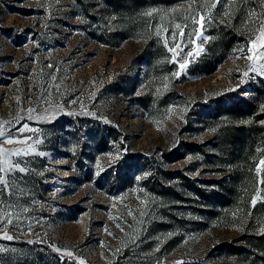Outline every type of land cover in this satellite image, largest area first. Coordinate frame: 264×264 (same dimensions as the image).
<instances>
[{
	"label": "rangeland",
	"instance_id": "obj_1",
	"mask_svg": "<svg viewBox=\"0 0 264 264\" xmlns=\"http://www.w3.org/2000/svg\"><path fill=\"white\" fill-rule=\"evenodd\" d=\"M148 31L203 51L144 115L145 82L117 87ZM261 44L264 0H0V264H264V153L239 161L225 114L255 88L264 127Z\"/></svg>",
	"mask_w": 264,
	"mask_h": 264
},
{
	"label": "trees",
	"instance_id": "obj_2",
	"mask_svg": "<svg viewBox=\"0 0 264 264\" xmlns=\"http://www.w3.org/2000/svg\"><path fill=\"white\" fill-rule=\"evenodd\" d=\"M150 3H161L168 2L172 0H148ZM230 17L229 21L231 20ZM233 22V21H232ZM147 41L141 47V54L138 56L143 63V70L140 74L133 80L131 77L120 76L122 78V83L120 82L117 89L122 93H130L134 88L137 82L144 81L145 88L143 93H139L136 96L138 104L141 109L140 113L144 114L146 111L150 110L151 105L148 103V97L153 85V80L155 75L164 71L167 66L171 67L172 62H169V53L166 50V47L160 38L152 32L146 33ZM226 43L225 49L228 50V45L230 39L224 40ZM209 47V45H208ZM222 47V46H221ZM219 48V47H218ZM224 48V47H223ZM214 50H211L212 53ZM215 52V51H214ZM203 65L207 66L206 73H212L215 70L216 62H203ZM127 82L124 79H127ZM262 92H257L255 88H252L249 97H240L236 104L233 102L226 107L225 114L230 115L231 111H235V114L239 116V121L235 123L232 128V137H231V148L236 153L237 158L241 162H247L251 159L256 158L257 155L264 153V127L260 124L259 119L262 118V115L256 113L257 108L260 106L258 100H260ZM238 105V107H234ZM218 113L213 114V117L216 118ZM229 113V115H228ZM246 169L248 166L245 167ZM246 173V171H245ZM243 176V174H242Z\"/></svg>",
	"mask_w": 264,
	"mask_h": 264
},
{
	"label": "snow or ice",
	"instance_id": "obj_3",
	"mask_svg": "<svg viewBox=\"0 0 264 264\" xmlns=\"http://www.w3.org/2000/svg\"><path fill=\"white\" fill-rule=\"evenodd\" d=\"M218 2H219V0H218ZM213 7H215V5H213ZM152 14H153L152 12L147 13V15H152ZM204 20H205V18L203 16H201L199 21H193V23H199L201 25V28H203ZM176 27H177V29L180 30L181 37H183L185 35L184 29H182L180 27V25H177ZM201 36H202V32L201 31H197L196 32V38L200 39ZM192 44L195 45L196 44V40H193ZM253 44L255 45V42H253ZM259 49H260V51L257 52V54L255 56L256 59H261L262 58L261 53H264V44L259 45ZM169 51L174 53L172 62L173 63H177V67H178V70L175 73H173V76L176 79H179L182 75L186 74V70H187V68L189 66V63L192 62L196 57H199L201 55V52L203 51V49L202 48H200V49L193 48V50L191 52H188L189 60L185 61L184 63H178L177 62V57H181L183 55V52H184V49H182L180 47V45H177L176 48H169ZM250 51H251V49H250ZM247 58L251 60V59H253V56L250 55ZM252 70L255 71V69H252ZM260 74L264 75V73H260ZM244 76H248V73L245 72ZM243 83H244V81L241 80V84H243ZM5 131H0V136H4L5 135ZM12 142L13 141L11 139L7 140V143H12ZM37 143H39V141ZM19 154H20L19 151L15 152V153H11V155H19ZM4 155L7 156V155H9V153H7L5 151ZM119 158L120 157L118 155L113 161H111V163H113V164L116 163L117 160H119ZM6 163H8V162L6 161ZM261 163L264 164V161H262ZM14 170H16V169L10 163H8L7 167L0 168V172H12ZM18 170L20 172H24L25 171L24 168H19ZM137 179H139V177ZM6 184H7V181L5 180V178L3 176H0V192H2V188ZM253 204H255V201H253ZM10 215H11L10 213H5V216L0 217V222H2L4 219L8 218V222L11 223ZM4 238L5 239H9V240L12 239L11 236H7V235ZM0 251H4V249H0ZM69 255H71V254L69 253ZM81 264H83V261H81ZM178 264H179V262H178Z\"/></svg>",
	"mask_w": 264,
	"mask_h": 264
}]
</instances>
